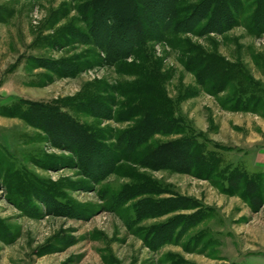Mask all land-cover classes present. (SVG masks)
Wrapping results in <instances>:
<instances>
[{"label": "rangeland", "instance_id": "374dc122", "mask_svg": "<svg viewBox=\"0 0 264 264\" xmlns=\"http://www.w3.org/2000/svg\"><path fill=\"white\" fill-rule=\"evenodd\" d=\"M84 1L0 0L6 12L0 21V264H264V201L255 202L253 187L244 196L237 182V191L225 194L202 176L139 162L157 146L190 139L215 157L225 180L235 172L264 174V27L257 28L260 18L264 24V0H208L218 22L219 7L237 22L220 34L185 32L205 22L201 12L176 31L178 11L182 18L202 0H176L165 30L154 13L162 16L167 0L159 6L148 1V12L136 14L139 32L160 37L136 48L132 35L139 32L121 38L120 20L109 19L97 37L106 50L76 43L69 34L71 26L86 31L76 11ZM118 4L122 18L133 17L134 7ZM196 59L199 67L191 65ZM44 63L55 66L49 71ZM65 65L80 68L74 73ZM30 104L51 106L104 137V155L119 159L114 173L96 182L82 174L64 143L54 147L48 140L44 128L52 131L54 124L32 120ZM145 117L175 132L159 130L124 158L121 133L138 128ZM68 130L65 142L72 145L75 133ZM138 187L151 201L199 205L130 227V202L117 205L113 195ZM200 213L205 218L177 234V217ZM168 224L174 236L160 244L156 232Z\"/></svg>", "mask_w": 264, "mask_h": 264}, {"label": "trees", "instance_id": "16d2710c", "mask_svg": "<svg viewBox=\"0 0 264 264\" xmlns=\"http://www.w3.org/2000/svg\"><path fill=\"white\" fill-rule=\"evenodd\" d=\"M73 2H76L78 0H71ZM122 2L128 3V7H134V9L130 10L132 11L131 15L133 17L127 18V17H121L120 15L121 10L120 6L118 4V0H86L84 1L77 9V13L80 14V21L84 23V26H86V31L84 32L83 29L77 28L75 26H71L72 28L69 30V34L73 36V39L77 41L76 43L91 45L93 47H100L104 50L107 48L103 45V42H98L97 37L99 30H105L107 29V24L111 22L109 19L113 20L116 23H119V28L122 26L125 30L123 35L118 34L121 38L127 36V33H132L133 30L134 33L141 31L140 29V19L139 16L136 15L140 13V10H145L148 12L147 6L145 7V3L147 4L148 1H151L153 5H160L163 4L162 0H120ZM127 4V5H128ZM139 7V9L137 8ZM117 8V10H116ZM141 8V9H140ZM176 8V0H167L165 2V13L163 12V15L161 16V13H154V16L156 19H160V22L158 23L159 26L163 25V30L166 29L165 22L170 21L169 16L170 13L173 15L176 14L175 11ZM213 8V2H209L208 0H202L201 3H199L196 7H192V10L184 17L181 18V13L178 11V19H176V31L180 30L178 29V25L185 23L188 20H191L193 16H196L201 12V15L199 14V21H205L200 25V27H197L200 22H197L196 24L192 26H187L185 29V32H194L197 30V33H223L233 27L237 24L236 21L233 20V16L231 17L230 13L228 11L223 10V7H219L218 11V17L222 18L221 22H218L217 16L215 18L212 17L213 13H210V9ZM131 9V8H130ZM124 12V11H122ZM181 15H180V14ZM236 15L239 13V9L235 8ZM3 15H6L5 10L0 11V21H4L5 17ZM216 15V14H215ZM122 18V19H121ZM175 18V17H174ZM173 18V19H174ZM103 19V20H102ZM125 20V21H124ZM126 20L129 22H133L131 24H125ZM261 24L263 26H258L257 28L260 29V27H264V24ZM218 24H214V23ZM170 23V22H169ZM117 25V26H118ZM180 28V27H179ZM133 29V30H132ZM136 29V30H135ZM261 30V29H260ZM109 33V32H108ZM107 33V34H108ZM126 34V35H125ZM150 34V33H149ZM158 34V35H157ZM141 37H138V36ZM96 37V40L93 39V37ZM131 37V34L129 35ZM127 36V37H129ZM138 36L135 34L132 35V37H136L134 42L131 41H124L122 39L123 43H132L131 45H134V47H138L139 44H143V42H146L149 37L153 38L157 36L159 38V33H151L150 35L145 34L142 36V33H138ZM145 37V38H143ZM119 40V39H118ZM98 42V43H96ZM134 43V44H133ZM113 50V49H111ZM112 52V51H111ZM111 55V54H109ZM110 57V56H109ZM107 57V58H109ZM197 61L191 62V65L195 67H199L200 62L198 59ZM41 67L51 70V68H54L55 65L53 63H44L40 65ZM65 67L69 70H72L74 73L76 72V68H80L79 66H72V65H65ZM194 67V68H195ZM73 68V69H72ZM205 70V69H204ZM206 71V70H205ZM58 74H60V71H57ZM206 73H202L201 78ZM207 77V74L205 78ZM252 103L248 100V103ZM30 117L33 121L38 122L42 120H46L47 123H52L55 126L54 130L47 129V125L45 126V131L48 137V140L51 142L52 146L58 147L62 143H64V146L67 150L71 151L73 155H75L76 161H77V168L80 169L82 174H87L85 176H89L90 180L92 182H96L100 178L106 177L108 174L114 173L115 171V165L119 161L118 156L115 155H104L103 152H108L109 148L108 145L102 144L101 140L102 136H99L98 138L96 135L91 131V129H85L84 125L77 124V122L69 119L65 115H62L58 113L55 108L51 106H44V105H36V104H30ZM14 108H10L8 110L7 115H9ZM87 110V108L85 109ZM24 112V111H21ZM29 112V111H28ZM91 113V112H90ZM89 114V112H88ZM23 115V114H21ZM53 121V122H52ZM172 121H169V124H171ZM175 124V123H174ZM169 126V125H168ZM165 127L170 130V127H167V123L159 120L158 118L153 117H145L143 119V123L139 125L138 128L128 130L126 132H122L121 136L118 139V145L123 147V151H125L124 158L126 157V152L132 151L133 149L141 147L143 143L147 142L152 136L156 135L158 131L165 130ZM174 127V125H171V128ZM73 130L75 133V138L71 139V144L69 145L67 142H65V139L67 140V131ZM174 129H171L169 133H172ZM70 132V131H69ZM175 132V131H173ZM168 133V132H166ZM55 134L60 135L62 138H60L59 141L56 140ZM99 142V143H98ZM181 143L171 142L166 143L168 145H160L155 147L149 154L146 155L142 161H139L146 167L150 168H159V169H165L169 168L173 171L180 172V173H190L194 175L202 176L204 179H207L211 181L216 187L219 188L220 191H222L225 194H229L230 192L235 193L237 188L233 186V183L240 182L241 187H244L242 192L240 194L247 196L249 191H247V188L253 187L252 190V196L255 198V202L261 203L264 201V174L256 175L254 178H247L246 175L243 172H235L232 175H230L226 180L225 176L222 174L223 170H220L219 166L217 165L216 160L214 159L212 154L208 155L202 150L201 143H197L195 141H192L190 139H185L183 141H180ZM170 144V146H169ZM87 146L89 148L90 152H86L85 147ZM204 147V145H203ZM199 154V155H198ZM158 157V158H156ZM160 157V158H159ZM178 158L179 163L178 164L174 159ZM136 160V159H135ZM138 160V159H137ZM175 161V162H174ZM224 169V168H223ZM229 182H231V187L228 186ZM115 195H113L114 198L117 199L116 203L117 205L124 204L126 202H130L129 207H127V210L129 213H131L128 223L129 226L132 227L135 225L138 221L149 219V218H157L165 213H168L169 211L175 210L178 207L182 206L181 209H192L196 205L198 206V203H195L191 200H179L176 205L173 207L171 205H168L169 203L167 201H151L150 199L144 197V188L138 187V188H132V189H118L115 191ZM261 192V196L260 193ZM259 193V194H258ZM255 194V195H254ZM43 197L44 201H48L49 196ZM57 203V202H56ZM180 203V204H179ZM57 205L60 207L59 203ZM57 206V207H58ZM163 206H168L167 209H163ZM192 206V207H191ZM130 210V211H129ZM50 211V210H48ZM53 211H50L51 214ZM59 212H62L59 211ZM54 213V212H53ZM203 215L196 214L192 216L187 217H177L179 219V225L181 226V230L179 229L177 231L178 235L184 234V231L191 228L193 225H195L197 222L202 220ZM186 225H182V223L187 222ZM174 225V224H173ZM177 225V224H176ZM175 225V226H176ZM163 228V229H161ZM157 230L156 234L161 233L162 235L158 239V241H162L160 244L168 243L170 242L172 236H174V229L175 227L170 226V224L162 227ZM150 232H148L149 235ZM168 234V235H167ZM167 235V236H165ZM146 239V238H145Z\"/></svg>", "mask_w": 264, "mask_h": 264}]
</instances>
